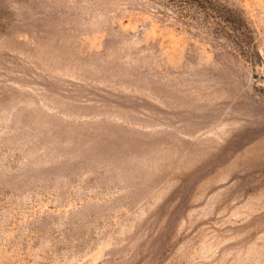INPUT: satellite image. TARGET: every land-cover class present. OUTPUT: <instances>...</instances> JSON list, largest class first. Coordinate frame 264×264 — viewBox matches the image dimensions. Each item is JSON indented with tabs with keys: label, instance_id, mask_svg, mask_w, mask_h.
<instances>
[{
	"label": "rangeland",
	"instance_id": "rangeland-1",
	"mask_svg": "<svg viewBox=\"0 0 264 264\" xmlns=\"http://www.w3.org/2000/svg\"><path fill=\"white\" fill-rule=\"evenodd\" d=\"M0 264H264V0H0Z\"/></svg>",
	"mask_w": 264,
	"mask_h": 264
}]
</instances>
